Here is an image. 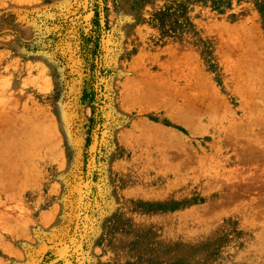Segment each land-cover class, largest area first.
Instances as JSON below:
<instances>
[{"label": "rangeland", "instance_id": "1", "mask_svg": "<svg viewBox=\"0 0 264 264\" xmlns=\"http://www.w3.org/2000/svg\"><path fill=\"white\" fill-rule=\"evenodd\" d=\"M0 264H264V0H0Z\"/></svg>", "mask_w": 264, "mask_h": 264}]
</instances>
